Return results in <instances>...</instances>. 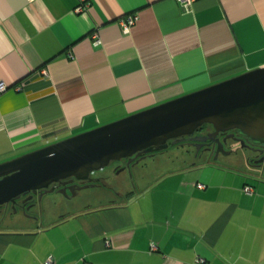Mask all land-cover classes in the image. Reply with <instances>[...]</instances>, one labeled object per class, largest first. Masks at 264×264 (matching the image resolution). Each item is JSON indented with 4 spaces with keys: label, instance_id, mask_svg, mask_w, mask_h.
<instances>
[{
    "label": "crops",
    "instance_id": "crops-1",
    "mask_svg": "<svg viewBox=\"0 0 264 264\" xmlns=\"http://www.w3.org/2000/svg\"><path fill=\"white\" fill-rule=\"evenodd\" d=\"M85 1L0 0V162L264 66V0ZM169 151L111 203L0 222V264H264V177Z\"/></svg>",
    "mask_w": 264,
    "mask_h": 264
},
{
    "label": "water",
    "instance_id": "water-1",
    "mask_svg": "<svg viewBox=\"0 0 264 264\" xmlns=\"http://www.w3.org/2000/svg\"><path fill=\"white\" fill-rule=\"evenodd\" d=\"M204 123L216 131L239 127L264 144V66L0 162V206L67 177L87 179L121 158L130 171L135 157L190 138Z\"/></svg>",
    "mask_w": 264,
    "mask_h": 264
},
{
    "label": "flooded vegetation",
    "instance_id": "flooded-vegetation-1",
    "mask_svg": "<svg viewBox=\"0 0 264 264\" xmlns=\"http://www.w3.org/2000/svg\"><path fill=\"white\" fill-rule=\"evenodd\" d=\"M214 128L217 127L209 123H204L197 127L190 138L186 136L184 140L174 145L188 146L191 148H186L185 153L194 157L195 160L197 158L201 159L205 154L210 159H215L222 153H236L240 156L236 160L240 166V168L237 167V170L250 176L264 177V144L255 142L241 133L238 129L239 127H229L230 129L218 131ZM174 145H171V147ZM165 150L142 154L132 159L129 163L131 165L130 172L132 175L135 174V167L141 163L144 157ZM127 160L128 158H121L110 162L105 167L92 170L89 172L87 179L84 180L67 177L60 181L52 182L48 187L38 189L35 193L29 191L20 195L14 202L1 205L0 212L5 206H10L14 210L20 206L24 214L29 216L32 210L31 207L35 204L36 200H40L45 195V190H51L52 197L62 198L67 200V202L75 198H81L85 201L100 200L101 204L111 203L110 201L112 199L106 198V193L110 191L109 193L113 194L117 188L123 185V181L119 179V176L120 172L126 167ZM80 186L86 187L80 188Z\"/></svg>",
    "mask_w": 264,
    "mask_h": 264
},
{
    "label": "rangeland",
    "instance_id": "rangeland-1",
    "mask_svg": "<svg viewBox=\"0 0 264 264\" xmlns=\"http://www.w3.org/2000/svg\"><path fill=\"white\" fill-rule=\"evenodd\" d=\"M186 148H189L188 146H170L168 150L170 151H182L183 154H186ZM169 151V152H170ZM188 151V150H187ZM168 152V151H166ZM240 156H238V154L236 153H232V154H219V156L215 159H210L209 156L207 157V154H205L201 159L197 158V160L194 159V157L190 156L189 157V163L191 162V164H207V163H212V164H216L222 168L226 167L228 169L234 170V171H238L237 167L240 168L238 162H236L237 158H239ZM196 162H195V161ZM250 176V175H247ZM253 177V176H251ZM119 179H123V184L125 183H133L136 181L135 176L132 175V173L124 168L121 172H120V176ZM110 191H107L106 194H112L109 193ZM77 199L82 200L81 198H75L73 199V201L67 202V200L65 199H59V198H54L52 197V193L48 192L45 193V195L40 198V200H36L35 204L31 207V212L29 216H26V214H24L22 208L19 206L18 209L14 210L12 207L10 206H5L2 208L1 212H0V222L6 224H11V225H17L20 226L22 224H26L27 226L32 225L31 223L33 222V219L36 220H40L42 218V214L43 212L45 213L52 211L54 208L56 209V207L58 206H67L69 203L76 201ZM84 202H93V201H80L79 205H81V203ZM50 208V209H49Z\"/></svg>",
    "mask_w": 264,
    "mask_h": 264
},
{
    "label": "built area",
    "instance_id": "built-area-1",
    "mask_svg": "<svg viewBox=\"0 0 264 264\" xmlns=\"http://www.w3.org/2000/svg\"><path fill=\"white\" fill-rule=\"evenodd\" d=\"M80 1H81V3L78 4V6L76 7V10H80L81 8L84 7V5H86V1L85 0H80ZM178 1L181 2V4H183L184 7H189L193 3L194 0H178ZM136 19H137V15L135 13H130V14L125 15L119 21L122 30L124 32H128L130 30L131 26L135 23ZM91 37H92V42L94 44H99L100 43L101 40L97 36L96 33H93ZM67 54H68V56H72V53H71L70 50L67 51ZM42 72H45V70H42ZM6 87H7L6 84L4 82L0 81V91H3L4 89H6ZM197 186L198 187H204V184L197 183ZM243 189L246 192H251L252 191V188L249 185H245L243 187ZM105 243H106V245H108V241H106ZM154 246L155 245H152V247H154ZM196 261H198V262H204L205 260H204L203 257H199L198 256L197 259H196ZM53 263H54V260H53V257L52 256L47 257L43 261V264H53ZM85 264H91V263L86 262Z\"/></svg>",
    "mask_w": 264,
    "mask_h": 264
}]
</instances>
